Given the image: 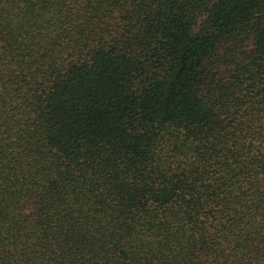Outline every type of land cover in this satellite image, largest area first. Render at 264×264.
I'll use <instances>...</instances> for the list:
<instances>
[{
	"label": "trees",
	"instance_id": "trees-1",
	"mask_svg": "<svg viewBox=\"0 0 264 264\" xmlns=\"http://www.w3.org/2000/svg\"><path fill=\"white\" fill-rule=\"evenodd\" d=\"M0 264H264V0H0Z\"/></svg>",
	"mask_w": 264,
	"mask_h": 264
}]
</instances>
